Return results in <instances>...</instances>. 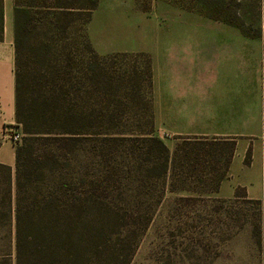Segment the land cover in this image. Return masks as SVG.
Returning <instances> with one entry per match:
<instances>
[{
	"label": "rangeland",
	"instance_id": "obj_1",
	"mask_svg": "<svg viewBox=\"0 0 264 264\" xmlns=\"http://www.w3.org/2000/svg\"><path fill=\"white\" fill-rule=\"evenodd\" d=\"M226 9L236 11L243 31L263 38L264 0H98L86 32L82 17L69 16L61 23L66 26L63 34L50 31L52 24L45 8L31 14L29 27L34 30L29 43H47L49 62L61 65L65 77L68 74L71 82L67 77L63 83L67 84L66 100L79 106L99 103L104 112L105 128L99 136L104 139L103 156L98 158L90 151L89 174L100 176L102 198L111 207L121 208L120 216H125L130 202H136L137 226H127L133 219L125 216L110 229L115 236L133 229V244L126 249L132 247V251L121 256L122 263L264 264V197L256 199L261 201L263 233L258 250L250 229L238 232L232 224V200L236 192L249 198L245 189L236 188L230 201L218 194V178L224 177L230 142L200 137L171 139L156 132L149 107L152 78L148 55L125 52L138 48L137 41L151 37L185 38L195 42L192 47L209 46L206 42L213 37L232 36L236 40L243 34L222 20ZM226 13L232 17L231 12ZM206 14L215 15V19ZM85 34L94 56L86 48ZM32 60L30 57L33 68ZM81 63L92 65L100 82L92 80L91 86L81 79ZM95 88L99 97L92 91ZM149 136L166 146L165 171V155L147 153L143 141ZM178 146L181 151L172 158ZM246 190L256 196L263 192L256 181ZM11 228L0 226V264H14Z\"/></svg>",
	"mask_w": 264,
	"mask_h": 264
},
{
	"label": "trees",
	"instance_id": "obj_2",
	"mask_svg": "<svg viewBox=\"0 0 264 264\" xmlns=\"http://www.w3.org/2000/svg\"><path fill=\"white\" fill-rule=\"evenodd\" d=\"M68 2L13 0L15 112L23 137L15 146L13 189L10 187L9 168L0 165V226H12L9 238L14 264H125L126 261L122 263L120 259L125 252L129 251L130 255L132 251V247L131 250L126 249L133 244V229L121 232L120 236L112 234L110 229L125 216L133 219L127 226H137L136 202H130V208L123 214L125 216H120L122 209L111 207L102 198L100 176L89 174L93 158L90 151L98 158L103 156L101 142L104 139H99V136H103L105 128L104 112L99 103L79 106L66 100L67 84L63 83L67 82L68 74L65 77V71L59 68L61 65L49 62L52 59L47 43H29V36L34 30L29 27L33 22L31 14H36L42 7L47 12L53 33L63 34L66 26L61 23H66L69 16L82 17L86 32L90 14L98 0ZM226 12H231L232 17ZM221 14L226 16L222 19L224 22L240 29L244 36L260 37L242 30L236 11L226 9ZM206 16L215 19V15ZM2 30L3 0H0V38ZM84 37L87 50L94 56L87 34ZM30 57H33V68ZM62 60L64 57L59 59L60 64ZM81 64L84 66V63ZM79 72L83 76L81 79L91 86L92 80L100 82L99 75L88 63ZM92 91L99 97L97 88ZM143 142L147 153L165 155V171L168 157L164 143L153 136L146 137ZM230 144L226 169L235 150V141ZM179 151L181 146L174 150L171 157ZM249 158L250 150L244 161ZM222 201L224 203H220L225 204ZM232 210L234 228L238 232L249 228L259 250L263 234L261 201L236 192Z\"/></svg>",
	"mask_w": 264,
	"mask_h": 264
},
{
	"label": "crops",
	"instance_id": "obj_3",
	"mask_svg": "<svg viewBox=\"0 0 264 264\" xmlns=\"http://www.w3.org/2000/svg\"><path fill=\"white\" fill-rule=\"evenodd\" d=\"M125 52L147 54L151 71L149 107L156 132L168 138L235 141L218 194L232 199L236 188L249 198L264 197V45L262 37H213L209 46L192 47L179 37H151ZM199 43V42H196ZM190 46L188 47V45ZM13 0H3L0 38V130L16 123ZM250 160L245 162L247 151ZM0 165L15 174V146L0 141ZM1 180V175H0ZM254 181L262 195L246 187ZM233 189V191H232Z\"/></svg>",
	"mask_w": 264,
	"mask_h": 264
},
{
	"label": "built area",
	"instance_id": "obj_4",
	"mask_svg": "<svg viewBox=\"0 0 264 264\" xmlns=\"http://www.w3.org/2000/svg\"><path fill=\"white\" fill-rule=\"evenodd\" d=\"M22 137L21 127L17 124L3 125L0 130V141L10 142L13 146L20 144Z\"/></svg>",
	"mask_w": 264,
	"mask_h": 264
}]
</instances>
